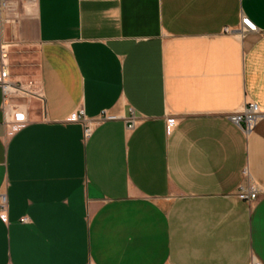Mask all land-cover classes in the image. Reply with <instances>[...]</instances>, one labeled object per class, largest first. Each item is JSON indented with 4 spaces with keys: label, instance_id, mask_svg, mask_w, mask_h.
<instances>
[{
    "label": "crops",
    "instance_id": "0c3cea01",
    "mask_svg": "<svg viewBox=\"0 0 264 264\" xmlns=\"http://www.w3.org/2000/svg\"><path fill=\"white\" fill-rule=\"evenodd\" d=\"M32 2L35 75L20 49L5 68L42 99L15 131L0 88V264H264V0ZM80 108L117 120L85 139Z\"/></svg>",
    "mask_w": 264,
    "mask_h": 264
},
{
    "label": "built area",
    "instance_id": "2783aa9c",
    "mask_svg": "<svg viewBox=\"0 0 264 264\" xmlns=\"http://www.w3.org/2000/svg\"><path fill=\"white\" fill-rule=\"evenodd\" d=\"M8 1V0H0L1 2ZM241 24L243 26L242 31L243 33H256L257 29L256 27L247 19L242 18ZM3 21L0 20V27H2ZM228 31V30H227ZM6 51L4 50V46L2 47V67L0 68V88L2 90L3 99L6 103L7 109L4 108V116H5V123L9 126H11L15 131L23 124L27 123V116L24 112L25 109V103H19L16 102V100H29V99H35V100H41L42 99V93H40L39 86L32 80L26 81V82H13L9 79V74L7 72L6 67ZM15 100L13 103H8L9 100ZM99 118L97 120L91 121L88 120L85 117V113L83 109H79L76 112L72 113L70 116L67 117V122L69 123H77L81 122L83 124V136L85 139H87L91 133L92 129H94V126L97 123L100 122H106V121H115L117 120L116 116H113L111 114H108L107 112H102L101 115L98 116ZM262 113L259 110V107L252 103L247 102L242 110L236 111L235 113L229 115L228 119L229 121L239 127L242 132L246 135H248L258 124V122L261 120ZM166 124L168 128H173V126L176 125V120L174 118H169L166 121ZM137 125V120L132 116L127 121V127H125L127 130H133L134 127ZM244 175H246V171L243 172ZM260 192L259 189L256 187H251L248 185H242L238 188L236 192V196L238 199L251 203L255 200H257ZM5 195H0V220L3 223L7 222V199L5 198ZM21 223H27L29 220L27 218H24L20 220ZM252 264H260L259 262H253Z\"/></svg>",
    "mask_w": 264,
    "mask_h": 264
},
{
    "label": "rangeland",
    "instance_id": "374dc122",
    "mask_svg": "<svg viewBox=\"0 0 264 264\" xmlns=\"http://www.w3.org/2000/svg\"><path fill=\"white\" fill-rule=\"evenodd\" d=\"M33 0H8L1 2L3 10V23L8 26V37L4 41L5 51L8 49H20V58L32 67L35 75L36 47L34 45L35 29L33 20ZM7 21V23H6ZM24 23L26 26H14L15 23Z\"/></svg>",
    "mask_w": 264,
    "mask_h": 264
},
{
    "label": "bare ground",
    "instance_id": "6f19581e",
    "mask_svg": "<svg viewBox=\"0 0 264 264\" xmlns=\"http://www.w3.org/2000/svg\"><path fill=\"white\" fill-rule=\"evenodd\" d=\"M2 4L0 5V20L2 21Z\"/></svg>",
    "mask_w": 264,
    "mask_h": 264
}]
</instances>
